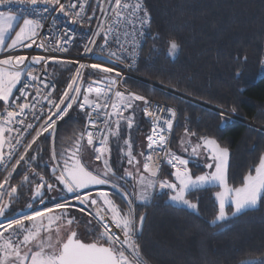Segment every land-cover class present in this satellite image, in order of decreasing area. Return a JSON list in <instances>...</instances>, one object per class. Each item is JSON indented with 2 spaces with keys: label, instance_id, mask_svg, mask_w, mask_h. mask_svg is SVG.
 Instances as JSON below:
<instances>
[{
  "label": "snow or ice",
  "instance_id": "obj_1",
  "mask_svg": "<svg viewBox=\"0 0 264 264\" xmlns=\"http://www.w3.org/2000/svg\"><path fill=\"white\" fill-rule=\"evenodd\" d=\"M12 3L30 6V15L21 16L11 9L0 11V52L7 53L0 58V168L5 173L0 180V264H147L137 239L146 217L137 216L136 201H148L157 188L167 190L172 202L193 210L198 209V204L188 198L190 193L204 188L219 189L214 193L218 211L213 223L264 203V154L238 185L230 184L229 148L208 136L198 137L193 144L191 137L196 133L185 128L188 139L181 138L180 145L189 158L173 152L168 144L176 110L159 108V113L168 114L159 115L152 110L147 97L121 91V73L114 66L103 61L84 64L61 61L55 56L14 54L17 49H30L34 45L50 52L68 51L64 44L70 43L72 36L65 34L49 45L40 35L41 19L31 16L57 12L74 24L90 26L93 19H98L99 12L103 20L92 31L84 51L91 52L98 46L101 51L107 50L110 61L115 58L123 62L124 54L137 55L136 35H143L142 29L150 27L151 15L144 0H94V3L89 0H68L67 3L62 0H0V5ZM40 5L44 6L42 10L38 9ZM21 19L22 23H16ZM97 38L103 43L97 45ZM129 43L131 49L126 46ZM112 44L117 45L115 50ZM179 47L175 39L168 40L170 55H175ZM49 61L79 65L59 96L54 95V86L49 90V84L32 67L42 65L46 70ZM84 69L102 75L83 87ZM92 84L103 87L94 88ZM137 102H142L143 114L152 122L150 134L146 136L147 154L134 153L130 135ZM74 106L84 114L85 126L74 133L70 144H62L57 152V123L64 120ZM122 123L126 125L127 136L122 135ZM49 138L51 182L30 163L37 159V155L30 154L34 146L39 154L43 149L38 141L45 143ZM113 141L128 165L120 175L110 163ZM85 147L95 153L94 159L98 162L95 167L85 162ZM202 153L208 171L194 175L189 164ZM138 155L143 157L142 167ZM161 160H166L173 169L170 175L174 180L160 177ZM22 162L27 165V171L19 183L12 184L13 174ZM33 176L37 179H31ZM129 181L133 188L131 195L127 190ZM105 185L115 191L100 187ZM26 186L31 189L27 210L9 215V210L19 201V190ZM93 188L97 189L95 193ZM53 191L72 194L71 200L48 197L46 202L47 194ZM82 224L83 235L79 231ZM260 264H264V256L260 257Z\"/></svg>",
  "mask_w": 264,
  "mask_h": 264
},
{
  "label": "trees",
  "instance_id": "obj_2",
  "mask_svg": "<svg viewBox=\"0 0 264 264\" xmlns=\"http://www.w3.org/2000/svg\"><path fill=\"white\" fill-rule=\"evenodd\" d=\"M144 3L152 14V22L134 71L157 85L127 77L125 86L176 108L172 151L185 135V128L196 133L191 137L195 140L200 136L213 137L228 147L229 182L238 185L264 154V129L165 88L264 127V74L260 73L264 0H144ZM93 23L94 19L90 26L78 27L74 53L83 50ZM169 39H175L180 46L175 55L168 53ZM73 69L74 63L50 64L59 93L66 87ZM141 107L142 102H137L135 123L130 132L134 137L131 139L135 154L142 151L140 144L149 130ZM85 123L84 114L74 106L69 115L58 122L56 149L70 144L74 133L83 129ZM128 134L126 125L122 124V135ZM141 137L144 139L139 142ZM41 141L38 144L43 150L37 154L34 146L30 154L37 155V159L30 163L51 182L50 166L45 164L51 154V138L45 143ZM120 143L122 145V141ZM111 146L118 152L115 141ZM121 157L118 153L117 159ZM169 167H164L163 178L174 179ZM189 167L194 175L205 171L197 159L191 161ZM115 170L120 174L121 168ZM25 171L27 165L22 162L13 175L12 184L19 183ZM2 178L0 171V180ZM127 190L130 192L129 188ZM217 190L204 188L190 193L188 198L198 204L197 210L171 203L165 191L156 193L150 204L136 203L137 216L146 217L137 239L147 264H241L245 259H256L253 264H260V257L264 256V203L213 223L218 211L214 196ZM19 192L17 206L23 201L29 202L30 186ZM79 231L83 235L81 228Z\"/></svg>",
  "mask_w": 264,
  "mask_h": 264
},
{
  "label": "built area",
  "instance_id": "obj_3",
  "mask_svg": "<svg viewBox=\"0 0 264 264\" xmlns=\"http://www.w3.org/2000/svg\"><path fill=\"white\" fill-rule=\"evenodd\" d=\"M62 2L67 3L68 0H62ZM73 2H75V0H73ZM89 2L94 3V0H89ZM43 7H44L43 5H40V6H38V9L42 10ZM145 7L148 9V7L146 5H145ZM10 9L12 11L16 12L17 14H20L21 16L30 15V6L21 5L18 3H12L10 5H0V11H8ZM148 11L151 15V21H150V27H151L152 14H151L149 9H148ZM89 14H91L90 11H89ZM96 16L98 17V19H94L92 30L87 32L88 34H86L87 42L92 35V31L96 29L97 23L102 22V20H103V15L101 13L97 12ZM31 18L41 19L43 27L40 29V35L42 38L47 40L49 45L54 44V41L56 39H61L62 37H65V34H67L68 36H72L73 37L72 41L70 43L64 44V47H66L68 49V51H66V52H59V51L50 52V51H45V49H41V48L37 47L36 45H34L30 49H17L14 54H28L30 56L31 55L55 56V57H58L60 60L79 61V63H84V64H91V63H97V62L103 61L108 66H114L118 71H120V73H121V77H120L121 84L119 87H120L121 91H125V92H129V91L133 92L125 86L124 81L127 77H132V78L142 80L141 76L136 74L134 69L136 68L137 62L139 61L140 51H141V48L143 46V42L146 39V35H147V32L149 31L150 27H145L142 29L143 35H140L139 33H137V35H136V40L138 41V45H139L137 48V55L135 57H132L130 55L124 54V60H123V62H121V61L116 60L115 58H112L110 61L109 57H108L107 50L105 49L104 51H101L100 47H98V46L93 47V50L91 52H85L84 47H83L82 51L74 53L73 48H74L76 40L78 38V27L80 24L72 23L68 17H65L61 13H57V12H52L51 14L42 13V17L41 16H31ZM137 28H139V25H137ZM87 42L85 44H87ZM102 43H103V41L100 38H97V45H100ZM85 44H84V46H85ZM126 46L129 47V49H131V47H132V45L130 43ZM116 47H117V45L112 44L113 50H115ZM6 55H7V53L2 52V53H0V58H4ZM50 62L51 61H49L47 63L46 70L44 67H42V65H32V67L35 68L36 73L38 75H40L42 77V79L45 80L49 84V90H51L52 86H54L55 90H56L54 95L59 96L60 93L58 90V85H57L56 81L54 80V77L52 76V74L49 70ZM74 65H75V67H74V70L72 72V75L75 73V69L79 66L77 63H74ZM93 73H95V70H92V69H84L83 70V87H87L93 79H99L100 75H102V74H98V73H96V74H93ZM260 73L264 74V43H263V53H262V57H261ZM90 74H93V75L90 76ZM92 87H94V88L95 87H101L102 88L103 85L102 84H100V85L92 84ZM147 99L151 102L152 110L157 111V113L159 115H162V116L168 115L166 112L159 113V111H158L159 108H174L176 110L175 107H173L172 105L167 104L163 101H160V100H157L154 98H147ZM143 107H144V105L142 104L141 110L143 109ZM176 112H177V110H176ZM142 113H143V111H142ZM177 115H178V113H177ZM144 117L146 118V120L149 123V131L146 134V136H147L148 134H150L152 122H151L150 117H146V116H144ZM30 119H31V117H30ZM103 119H104L103 116H101L99 118L100 121H102ZM176 121H177V116H176V119L174 121L172 133L169 134V144H168L169 148H170V144L172 141V136H173L174 127L176 125ZM57 126H58V123H57ZM145 141H146V148H145L144 152H145V154H147L148 149H147L146 137H145ZM159 151L160 150L157 149V152H159ZM161 155H163V153H161ZM142 159H143V157H142ZM165 166H170V165L167 164L166 160H161V171H160L159 175L162 173ZM0 171L4 176L5 173H4L2 168H0Z\"/></svg>",
  "mask_w": 264,
  "mask_h": 264
},
{
  "label": "rangeland",
  "instance_id": "obj_4",
  "mask_svg": "<svg viewBox=\"0 0 264 264\" xmlns=\"http://www.w3.org/2000/svg\"><path fill=\"white\" fill-rule=\"evenodd\" d=\"M55 65L56 64H58V62L57 63H54ZM74 70V69H73ZM73 72V71H72ZM72 76V73L70 74V77ZM70 77H69V79H70ZM69 79H68V81H69ZM229 114V113H228ZM229 115H232V114H229ZM254 122V121H253ZM255 123V122H254ZM123 124V123H122ZM250 125H253V124H250ZM123 136H127V135H123ZM131 138L134 140V137L133 136H131ZM142 138V139H141ZM140 139H139V142L141 141V140H143L144 139V137H141ZM181 138H184L185 140H187L188 139V137H186L185 135L183 136V137H181ZM181 138L179 139V141H178V144H177V147H176V149L175 150H173V152H175L176 154H178V155H181V156H183L184 158H186V159H188L189 158V155H188V153H186V152H184L183 150H182V148H181V145H180V140H181ZM191 140H192V143L193 144H195L196 142H197V140H195V139H193V138H191ZM144 142H145V140H143ZM138 142V141H137ZM111 145H112V143H111ZM135 145V144H134ZM142 145V144H141ZM144 148H145V145L142 147V151L144 150ZM111 149H112V151H111V159H110V163L112 164V160H113V157L114 156H116V158H118V153H120V151L118 150V152L116 151V153L114 152V150H113V147L111 146ZM122 155V154H121ZM94 157H95V153L92 151V149L91 148H88V147H85V150H84V153H83V158H84V160H85V162H87V163H89L91 166H93V167H95L96 166V164L98 163V162H96L95 161V159H94ZM204 155H203V153L201 154V156L200 157H198V158H195V159H197V160H199V163L200 164H203L204 165ZM138 159L141 161V167H142V160H141V157L138 155ZM194 159H192L191 161H193ZM201 161V162H200ZM118 162H119V164H118V166H117V163H116V165H115V169H116V167L117 168H121V171H120V174H122V170H123V167H124V165L126 164L127 165V163H126V160L123 158V157H121L120 158V160H118ZM48 164L50 167H52V163L50 162V157H49V159L45 162V164ZM205 168V167H204ZM169 171H173V169L171 168V167H169ZM205 171H208V169L207 168H205ZM118 173V172H117ZM119 173L117 174V175H120ZM163 174H164V172H162L161 174H160V177L161 178H163ZM228 178H229V175H228ZM33 179V178H32ZM34 180V179H33ZM172 180H174V179H172ZM11 183H13V182H11ZM121 183L123 184V181H121ZM131 181H129V185H128V188L130 189V192H129V194L131 195V193H132V191H133V188L131 187ZM230 183V182H229ZM127 188V189H128ZM219 190V189H218ZM20 191V190H19ZM108 191H110V192H114L113 190H108ZM163 191H165V192H167V190H160V189H156L153 193H152V195H151V197L148 199V201H146V202H140V201H136V203H145V204H150L152 201H153V198H154V196H155V194L156 193H158V192H163ZM62 192H55V191H53L52 193H48L47 194V196H46V202H48V197H54V196H56V195H59V194H61ZM65 194V193H64ZM69 200H71V199H69ZM171 203H173V204H175V205H179V206H182V207H185V208H188L187 206H184V205H182V204H176V203H174V202H172L171 200H169ZM27 200L26 201H23L22 203H21V205L20 204H18V206H17V203L9 210V212H8V214L9 215H12V214H15L16 212H19L21 209H24V210H27L26 209V204H27ZM73 203H77V202H75V201H72ZM117 202L118 203H120V200H119V198H117ZM260 205V204H259ZM258 205V206H259ZM257 206V207H258ZM188 209H190V210H193V209H191V208H188ZM229 212H231V208H228L227 209ZM77 216H81V214L80 213H78L77 214ZM229 217H232L231 215L229 216ZM83 219H87V217H83ZM81 229H82V233H84V231H85V229H84V227H83V224L81 225V227H80ZM84 239H88V237L87 236H84L83 237Z\"/></svg>",
  "mask_w": 264,
  "mask_h": 264
},
{
  "label": "water",
  "instance_id": "obj_5",
  "mask_svg": "<svg viewBox=\"0 0 264 264\" xmlns=\"http://www.w3.org/2000/svg\"><path fill=\"white\" fill-rule=\"evenodd\" d=\"M141 79L143 80L144 78H142L141 77ZM144 80H146V79H144ZM154 85H157V84H155V83H153ZM158 86H160V87H163V86H161V85H159L158 84ZM163 88H165V87H163ZM165 89H168V88H165ZM169 91H171L172 93H175V94H177V95H180V96H182V97H185V98H188V99H190V100H192V101H195V102H197V103H199V104H201V105H204V106H207V107H209V108H212V109H214V110H217V111H220V112H222V113H226V114H228L226 111H224V110H221V109H218V108H216V107H213V106H211V105H208V104H206V103H204V102H201V101H199V100H196V99H194V98H191V97H188V96H186V95H183L182 93H180V92H177V91H174V90H172V89H168ZM231 114V113H230ZM229 115V114H228ZM234 115V114H233ZM234 118H236V119H238V120H240V121H243V122H246V123H248V124H253L254 126H257V127H259V128H261V129H264V127H262V126H259V125H257V124H255L253 121H251V120H246V119H244V118H242V117H239V116H235ZM50 175L52 176V174H51V168H50ZM46 178V177H45ZM47 179V178H46ZM100 187H103L104 189H107V190H113V191H115L114 189H112L110 186H108V185H105V186H100ZM97 189L96 188H93L92 189V191L94 192V191H96ZM66 194V196H69V197H71L72 196V194H68V193H65ZM78 203V202H77ZM224 228H226V227H224ZM224 228H222L221 230H223ZM143 229V228H142ZM140 234L142 233V230L139 232ZM257 260L256 259H245V260H243V261H241V264H253V263H255Z\"/></svg>",
  "mask_w": 264,
  "mask_h": 264
},
{
  "label": "crops",
  "instance_id": "obj_6",
  "mask_svg": "<svg viewBox=\"0 0 264 264\" xmlns=\"http://www.w3.org/2000/svg\"><path fill=\"white\" fill-rule=\"evenodd\" d=\"M16 23H22V19L21 20H18ZM12 34H14V33H10V35H12ZM0 53H2V52H0ZM142 144V145H141ZM141 144H140V146H141V150H142V147L145 145V147H146V142H144V141H142L141 142ZM145 149V148H144ZM141 160H142V157H141ZM116 163H117V166H118V164H119V162H118V159L114 156L113 157V160H112V166H113V168L115 167V165H116ZM143 163V162H142ZM124 167H128V165H124Z\"/></svg>",
  "mask_w": 264,
  "mask_h": 264
},
{
  "label": "flooded vegetation",
  "instance_id": "obj_7",
  "mask_svg": "<svg viewBox=\"0 0 264 264\" xmlns=\"http://www.w3.org/2000/svg\"><path fill=\"white\" fill-rule=\"evenodd\" d=\"M58 152H59V151H58ZM54 197H66V198H68V199H71V197L66 196V194H64V192H62L61 194L56 195V196H54Z\"/></svg>",
  "mask_w": 264,
  "mask_h": 264
},
{
  "label": "bare ground",
  "instance_id": "obj_8",
  "mask_svg": "<svg viewBox=\"0 0 264 264\" xmlns=\"http://www.w3.org/2000/svg\"><path fill=\"white\" fill-rule=\"evenodd\" d=\"M143 78V77H142ZM145 79V78H144ZM145 82H147V83H150V84H153L154 82H152V81H150V80H144ZM168 90V89H167ZM231 116H233V117H235L234 115H231Z\"/></svg>",
  "mask_w": 264,
  "mask_h": 264
}]
</instances>
